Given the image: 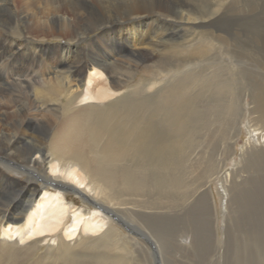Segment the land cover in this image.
<instances>
[{
  "label": "bare ground",
  "instance_id": "obj_1",
  "mask_svg": "<svg viewBox=\"0 0 264 264\" xmlns=\"http://www.w3.org/2000/svg\"><path fill=\"white\" fill-rule=\"evenodd\" d=\"M225 2L204 3V11L190 0H0V264L142 260L147 249L121 233L105 212L143 221L141 228L148 230L143 237L161 245L166 264H181L176 254L196 264L229 255L231 264H255L243 247L263 237L227 236L223 227L219 236L203 232L201 225L204 220L232 225L240 204L243 215L250 214L252 192L234 194L237 166L217 182L220 212L206 188L222 173L243 124L249 126L248 138L237 164L248 146L264 154V50L251 46L247 53L243 46L255 43L257 31L264 44V25H250L252 17H245L243 27L217 26ZM188 24L226 35L233 42L229 52L236 72L226 78L218 73L199 95L184 98L188 93L182 94L180 85L189 70L173 82L168 67L177 59L170 54L176 35L171 28ZM61 38L67 47L45 45ZM38 63L47 66L46 78ZM149 67L159 70L134 96L129 75ZM224 145L227 154L213 149ZM257 167L264 168V158ZM16 169L27 175H9ZM125 193L136 197L123 199ZM191 208L197 220L193 227L188 220L190 233L178 238L163 233L159 241L153 226L175 223L179 212ZM233 218L239 232L245 225ZM124 239L133 251L113 256L108 247L118 250Z\"/></svg>",
  "mask_w": 264,
  "mask_h": 264
},
{
  "label": "rangeland",
  "instance_id": "obj_2",
  "mask_svg": "<svg viewBox=\"0 0 264 264\" xmlns=\"http://www.w3.org/2000/svg\"><path fill=\"white\" fill-rule=\"evenodd\" d=\"M214 1L215 0H190V3L193 5H199L200 8H202L204 11H206V8H205L206 6H204V3L209 5V4H213ZM221 11H222L221 12V18L219 19L218 23L216 24L217 26L219 24V25H224V26H226V25H239V27H243V26H246L248 23V21L246 20L245 17H252V22L250 23V25H264V0H229V2H225L223 4ZM184 27H180L177 30H176V27L171 28V32H176V35H175V38L173 39L175 46L173 47L174 49L172 51H170V54L172 53L173 55L172 54L171 55L177 59L173 62V64L170 67H168V69L170 68L169 76H170V80L173 82L175 81V79L180 78L185 71L189 70L186 73L187 77H186L185 81H183L186 84L180 85L181 93L182 94L184 92L188 93L186 96L183 95L184 98H187L191 93H196L199 95L204 89L208 88V86L211 82V79H215L216 77H218L219 76L218 73L223 72V74L225 75L224 78H226L230 71H235L236 66H235L234 62H232L233 58H231V55L229 52L230 50H232L233 42L226 35L218 33L215 28L208 27V26H196L193 24H188L187 26H184ZM260 32H262V31L255 32V34H254L255 43H253V45L252 44L243 45V46H245V48L248 49L247 53L250 52L249 48L251 46L253 49H255V52L260 51L259 49H261V48L264 50L262 35L255 36L256 34H258ZM9 34L10 35H8V36L10 37L13 35V32H9ZM95 35H97V33L89 35L88 38H91V37L93 38ZM238 36L240 37V39L243 38L242 41H244V35H238ZM63 37H65V36H63ZM48 41L49 42L45 43V45L49 46L50 48H55L58 45L67 47L69 44L67 39L65 40V38L54 39V40L50 39ZM237 49H239L238 50V52H239L241 49L240 46ZM49 55H50V53H49ZM257 58L258 57L256 55L255 57H253V60H256ZM48 59H49V57L47 58V61H48ZM30 62L33 63L34 59L33 60L30 59ZM254 63L255 62L250 63V64L253 65ZM148 64L153 66V64H151V62H149ZM256 65H257V63L255 64V67H254L255 72L259 71V69H257ZM42 66L44 67V71H45L44 74L46 75L44 77L46 78L47 73H48L46 71H48V70L45 68L47 66L43 65L42 63L37 64L38 69H41ZM240 68L243 69V71H244L246 67L244 64L240 63ZM158 70H159L158 67H151V68L149 67L147 70L137 69L135 72H132L131 75H129L130 76V80H129L130 85L132 86V87H130V89L134 91V93H133L134 96H136V91L138 89L139 84L143 83V82H147L153 76V73L157 72ZM214 75H216V77H214ZM60 104H61V102H60ZM244 112H245V110L243 111V113ZM252 116L256 117V114H253ZM246 122H247V118H246ZM246 122H245V119H243V123H246ZM248 127L249 126H247L246 124H243V126L241 127V131L239 133V137H238L237 141L232 146L231 151L229 150L230 153H228V154L226 153V152H228L226 149V145H224L223 147H218V149L216 147L213 148L214 150H217V151L218 150L220 151V148H222L223 153L227 154V157L225 158V161L222 164V168H223V169H221L222 173L220 172V175L216 176L217 179L215 178V180H211L210 182H212V183H209L208 185H206V188L208 187L209 194L210 195L212 194L211 195L212 197L211 196L209 197V199H211L210 203H212V201L214 200L216 210L218 212H220V205L219 204L221 203L222 196L219 194L220 192H218V189H219L218 184L219 183H217V182H219L221 180V177L224 174H226V172L229 170V168L232 169L233 167L237 166V176L235 177L236 181L234 182V184L236 186V187L234 186V194L237 190H240L243 192L244 189H249V191L252 192L251 195H253V198L256 197L255 199H253V198L250 199V201H252L253 203L248 204L250 206L249 207V210H250L249 213L250 214L248 216L243 215L242 205L240 204L239 205L240 211H239V209H237V210L235 209L238 214L237 213H234V215L231 214L232 215L231 217L233 219L232 225L230 224V220H226V223H222V222L219 223L220 225H222L221 227H220V225L219 226L215 225V223H213L210 220L202 221L201 225L203 226V229H204L203 232H205V233H217V234L219 233L218 234L219 236L221 235V231H222V227H223L222 232L223 233L225 232L227 234V236H230V235L234 236L235 234L233 235V233H254V235L263 237V238H255V240H253L248 246L245 245L243 248L246 247V249L249 250L251 255H253L255 257V264H264V258L259 257V254L261 252H264V216H263L264 215V203H263L264 202V193H263L264 192V189H263L264 181H262V179L264 180V175H263L264 174L263 173L264 168H261V170H260V168L257 167V162L264 158V156H263L264 154H262L261 152H260L261 153L260 154L259 151H257V149H255L254 147L248 146L245 149H243L244 154H243V157L241 159L242 163L237 164V162L235 161V159H237V158L239 159L238 156L242 152L241 146L248 138ZM250 127H252V125ZM224 149H226V150H224ZM195 150H198V148H196ZM130 159L133 160V158H130ZM251 162L253 163V165H251V166L248 165V166H250V168L245 165L246 163L251 164ZM242 165L245 168H243ZM254 165H255V167H257V169H259L258 171H260V172L257 171V169L254 167ZM243 169H244V171H243ZM246 170H248V171H246ZM17 171L18 170L16 169V172H9L10 173L9 175L14 176V177H18V178H21V177L17 176L18 172H19L18 174L21 173L20 174L21 176L27 175V172L23 171V169H20V171H18V172ZM254 171H255V173H254ZM238 172H239V174H238ZM240 173L242 175H240ZM258 174H259V176H258ZM261 177H262V179H260ZM241 178H242V180H240ZM243 179H244V181H243ZM250 179H253L254 181H251ZM247 181H249V183ZM238 184L241 186L240 189H239L240 186ZM259 185H261V186L259 187ZM210 190H211V192H210ZM69 191L70 190H67L66 192L70 195V197L76 199V197H74V195ZM120 193H123V192H120ZM258 196H259V198H258ZM129 197H136V196L135 195L132 196L130 193H125L122 196L123 199H125V198L129 199ZM88 204H89V202H88ZM260 206H262V207H260ZM190 207H192V206H190ZM191 209L188 211L186 210V212L188 214H185V215H183L182 211L178 213V215L181 214V216L178 217L179 219H181L183 216L185 217V219H181L183 221L185 220L184 222L179 221V219L177 218L178 222H177V220L175 221V223L163 221L162 224L160 225V227L159 226H153L154 230L153 229L152 230L156 232V236L158 237V240L160 241V236L163 233H170L173 236H177V235L182 234V233H190V226H191V225H189L190 222H191L192 227H193V226H195V223H194V222H196L195 219L197 220V215H195L196 211L194 210L195 208H191ZM221 209H223V208L221 207ZM260 213H262L263 215H261ZM253 214L255 216H253ZM105 215H107V218H109V220L111 222H113L116 226L120 227L121 233H124L129 237L137 239L139 241L140 245L147 249L146 253L145 254L143 253L142 260L140 259L139 261H137L136 264H148V263L149 264H166V261H164L165 258L163 255V250L161 248V245L159 247L158 243L157 242L155 243L154 240H153L154 241L153 242L149 238L143 237L142 234H144V232L146 233V231H147V233H148L147 229H145V230L142 229L143 228V225H142L143 221L137 220L135 217L133 218L132 216H131V218H129L128 214L120 216L129 225H131V224L133 226L136 225L139 228V229H137L134 227V229H132L133 228L132 226L131 227L130 226L124 227L125 224H123L124 226H122V224L119 220V218H120L119 215L115 214L114 212H111V213L105 212ZM218 215H219V213H218ZM242 215L244 217H242ZM187 216H188V218H186ZM233 217H237V220L241 223V225H245V227H243L239 232H238V230H239L240 224H236V222H235L236 218H233ZM240 217H241V219H240ZM199 218H200V216H199ZM213 218H215V217L213 216ZM114 219H116V220H114ZM202 219H203V217H202ZM124 221H123V223H124ZM145 221L150 222V220H145ZM185 222H187L188 224ZM242 223H244V224H242ZM141 226H142V228H141ZM162 226H164V228H161ZM169 227H172V229H169ZM231 227L233 229H236V231L233 230ZM139 230L143 231V233H141ZM178 237L179 236H177V238ZM124 241L125 242H123V245H121L118 250L115 247H108L110 253H112L113 256H115V257L121 256V255L129 256L130 254H128V252L133 251L134 247L131 245V243L130 242L127 243L126 242L127 239H124ZM184 245L186 247L187 244L184 243ZM123 246L126 247V250L124 248H122ZM185 249L188 252V250H187L188 248H185ZM39 253H41V252H39ZM132 255H134V253H132ZM169 257H170V255H169ZM176 257L178 260H180L181 264H196L191 260V257H189V256H188L189 261L181 259L182 257H180L179 254H176ZM42 263L43 264H61L60 260L53 261L51 259H47V260L44 259V260H42L41 263L37 262L35 264H42ZM129 263L130 262L128 261L127 264H129ZM27 264H31V262L27 261ZM63 264H64V262H63ZM208 264H231V255L228 256L227 260H223V258H221V259H218L215 261V259L213 257H210L208 260Z\"/></svg>",
  "mask_w": 264,
  "mask_h": 264
}]
</instances>
